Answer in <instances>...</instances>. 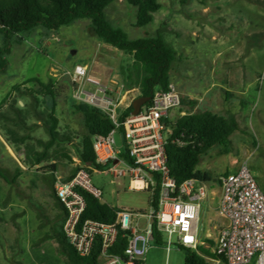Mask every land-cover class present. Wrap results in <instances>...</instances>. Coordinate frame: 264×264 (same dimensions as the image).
<instances>
[{"label": "rangeland", "instance_id": "1", "mask_svg": "<svg viewBox=\"0 0 264 264\" xmlns=\"http://www.w3.org/2000/svg\"><path fill=\"white\" fill-rule=\"evenodd\" d=\"M158 2L161 6L152 21L142 26L135 25L136 7L125 0L110 2L104 13L129 38L160 33L175 50L170 81L195 99L183 98L180 107L170 109L171 121L181 110H212L206 104L208 98H220L239 114V130L229 136V152L214 146L197 164L199 170L212 174L205 181L207 193L198 220V237L206 244L198 250L205 254L212 251L225 225L218 212L222 177L246 162L264 192V0ZM11 42L7 66L0 72V168L12 181L0 176V264H68L53 233L59 209L50 182L52 173L56 183L80 163L77 145L86 132L83 115L73 105L68 71L77 63L85 64L89 75L100 83L122 84L130 104L139 95L140 71L130 53L93 33L88 18L54 30L36 26L12 35ZM40 82L51 85L52 93ZM14 85L20 88L13 90ZM225 97L227 101H223ZM18 108L27 126H19ZM52 109L64 140L53 144L37 161V152L43 149L39 141L49 138L45 126ZM116 139L119 143V134ZM52 164L55 171H51ZM109 166L90 171L91 184L102 191L100 201L117 209L147 213L150 191L131 189L129 177L113 176ZM138 222L143 227L146 220L139 217ZM150 245L142 264H184L186 249L178 246L175 237L168 245L163 233Z\"/></svg>", "mask_w": 264, "mask_h": 264}, {"label": "built area", "instance_id": "2", "mask_svg": "<svg viewBox=\"0 0 264 264\" xmlns=\"http://www.w3.org/2000/svg\"><path fill=\"white\" fill-rule=\"evenodd\" d=\"M68 73L72 98L100 109L113 125L106 134L93 135L95 161L100 168L110 165L115 177L128 176L131 189L150 191L147 213L118 209L113 221L104 222L81 219L86 204L77 190L100 199L102 191L90 180V171L99 167L80 168L71 179H58L55 195L66 209L62 231L80 256L87 255L98 240L97 264H142L151 241L166 233L168 245L175 237L179 247L195 251L208 264H264V192L246 162L221 179L218 212L227 222L218 232L213 255L198 250L200 245L206 247L198 237V220L207 187L205 181L192 177L178 182L168 167L165 145L172 124L167 119L169 110L182 103L172 83L166 89L156 88L132 114L126 113L130 103H125L122 84L100 83L85 64H75ZM139 217L146 220L143 227Z\"/></svg>", "mask_w": 264, "mask_h": 264}, {"label": "trees", "instance_id": "3", "mask_svg": "<svg viewBox=\"0 0 264 264\" xmlns=\"http://www.w3.org/2000/svg\"><path fill=\"white\" fill-rule=\"evenodd\" d=\"M112 1L114 0H0V33L3 36V43L0 45V72L6 68L8 63L6 54L11 50L12 35L31 30L36 26L54 30L76 19L88 18L93 33L100 40L132 55L133 63L136 69L140 71L137 82L138 96L151 95L156 88L166 89L170 84L169 73L175 60V50L165 42L160 33L156 36L131 39L122 28L112 26L104 13V8ZM125 1L137 9L136 26L151 22L153 13L161 6L158 0ZM40 85L52 93L51 85L41 82ZM19 88L20 85L13 86V90ZM27 91L34 92L28 89ZM73 105L83 115L86 132L82 134L77 145V156L80 163L73 167L62 180L71 179L80 168L88 169V166L100 168V165L95 161L92 137L94 134H106L113 126L110 118L100 109L77 101ZM131 110L132 105L129 104L126 113H130ZM15 111L19 126H27L24 119L20 117L21 109L18 108ZM48 117L45 129L49 138L46 141H39L43 149L37 152L35 158L37 161L42 160L47 155L48 149L53 144L64 140L57 130L58 119L54 115L53 109ZM167 122L172 124V134L165 145L171 175L178 182L191 177L203 181L211 180L212 174L209 171L199 170L197 164L201 156L214 146H223L224 150L229 152L232 143L229 136L239 130L236 116L233 113L222 115L204 110L186 112L176 117L174 121L167 119ZM65 140L69 141V138H65ZM66 156L69 157V155ZM50 168L51 171H55L56 165L52 164ZM0 176L5 181L12 182L9 181L1 168ZM50 182L54 190L55 175L53 173ZM77 190L83 195L86 204L81 219L92 218L104 222L114 220L117 208L100 201L99 198L85 190ZM54 197L59 209L57 216L59 223L53 227V233L68 264H97L100 252L99 241L95 242L87 255L80 256L62 231L66 209L57 199L55 190ZM111 251H114V248H111ZM206 253L213 255L211 252ZM184 264H208V262L195 251L186 249Z\"/></svg>", "mask_w": 264, "mask_h": 264}, {"label": "crops", "instance_id": "4", "mask_svg": "<svg viewBox=\"0 0 264 264\" xmlns=\"http://www.w3.org/2000/svg\"><path fill=\"white\" fill-rule=\"evenodd\" d=\"M114 82V81H112ZM171 83V81H170ZM173 84V83H172ZM177 89V88H176ZM177 91L181 94L182 98H187L189 101H192L193 99H195L191 94H186L183 90H180V89H177ZM133 98H131L130 100H132ZM127 100V96H126V99H125V103H130V101H126ZM217 101V102H214V101ZM212 101V99L208 98L207 99V105L208 106H211L212 107V112H215V113H218V114H222V115H226L227 113H233L235 116H236V119L237 121L239 120V114L235 113V112H232L230 111V108L224 103H222V100L220 98H217ZM223 101H227V98L225 97L223 99ZM205 110H209V109H205ZM181 114H184V110H181L180 111V115ZM239 123V121H238ZM232 140V139H231ZM224 223L226 224V219H223Z\"/></svg>", "mask_w": 264, "mask_h": 264}, {"label": "water", "instance_id": "5", "mask_svg": "<svg viewBox=\"0 0 264 264\" xmlns=\"http://www.w3.org/2000/svg\"><path fill=\"white\" fill-rule=\"evenodd\" d=\"M149 99H150V95L138 96V97L134 98L131 102V105H132L131 113L137 114L140 111L142 105L145 104Z\"/></svg>", "mask_w": 264, "mask_h": 264}]
</instances>
